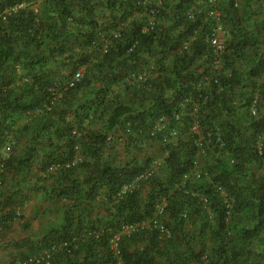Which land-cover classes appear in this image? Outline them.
I'll return each instance as SVG.
<instances>
[{
    "label": "trees",
    "instance_id": "16d2710c",
    "mask_svg": "<svg viewBox=\"0 0 264 264\" xmlns=\"http://www.w3.org/2000/svg\"><path fill=\"white\" fill-rule=\"evenodd\" d=\"M235 1L221 2L229 37L216 77L202 16H187L198 0H162L150 32L139 0H0V233L15 221L29 231L2 242L13 256L6 264H264V4ZM81 67L80 81L64 90ZM145 67L154 76L134 83ZM161 118L166 127L150 139ZM147 141L167 156L121 193L154 158ZM77 145L82 162L49 172ZM35 195L53 207L33 232L22 212ZM151 220L169 237L152 225L124 232Z\"/></svg>",
    "mask_w": 264,
    "mask_h": 264
},
{
    "label": "built area",
    "instance_id": "2783aa9c",
    "mask_svg": "<svg viewBox=\"0 0 264 264\" xmlns=\"http://www.w3.org/2000/svg\"><path fill=\"white\" fill-rule=\"evenodd\" d=\"M35 1H41V0H35ZM220 2V0H207V1H199L197 2L196 5L192 6L188 11H187V16L189 18V20L192 21H196L198 19V16L201 15L202 16V24H204L207 28V32L205 34V40L207 41V43L210 45L212 52L214 54V61L212 63V68L215 70V76L217 77L218 75L221 74V66L222 63L220 61V58H222V55L226 52L227 50V41H228V37H227V30L225 28L224 22H223V14L222 12L217 8L218 3ZM140 5L144 6L146 8L143 16L145 17L146 21L144 23V27H143V32H150L151 30H153L158 22V12L159 9L162 5V0H139ZM24 6L23 4H20L19 6L11 9V10H16L19 7ZM10 13V10H6L1 14V18L4 20L5 19V15ZM200 17V16H199ZM199 29H196L192 32V36H190L188 38L187 41L184 42L183 48H188V45L195 41L196 39V35L198 33V31L201 29V25L198 26ZM112 35L115 37L117 36V32H113ZM101 38L104 42V47L101 49V52L105 53L106 52V48L105 45H107V40L104 37L103 34H101ZM152 68V67H151ZM83 70L84 68H80L79 70H77L73 76H71V78L66 81V83L64 84V90L71 88L73 86L76 85V83H78L80 81V79L82 78V74H83ZM153 75L151 74V70H142L140 72H138V74H135L133 76V82L134 83H138L139 85L145 84V82L148 80V78L152 77ZM52 91V90H51ZM60 93L58 94L57 92H54L53 96H55L54 100L58 97H60ZM259 95L256 94V96L254 97V100L252 102V112L253 114H255L256 112V108H257V104H258V97ZM53 104V101L51 102V105ZM193 110H198V105L193 106ZM166 127V124H164V119L161 118L160 120L157 121V123L152 127L148 129V135L150 138H153L156 136V132H160L163 131L164 128ZM192 131L193 132H198L199 131V126H198V122L196 119H194L193 125H192ZM127 132H130V129H127ZM81 130L79 129H75L72 131V134L75 135L76 137H80L81 136ZM176 134L175 131L171 132V136H174ZM202 138H197L196 140V146L198 147V151H197V157L199 158V156L203 153V147H202V142H201ZM220 139L218 138V141ZM169 142V139L167 136H164V138L160 141V144L163 146L166 143ZM208 143V142H207ZM144 146L147 147V144L144 143ZM165 156H167V152L165 151L164 153ZM83 161V156L80 154L79 152V147L78 145L75 146V153L74 156L72 157V159L70 161H66V163H64L63 165L56 162L51 164L49 171H55L58 170L61 167H73L75 165H77L78 163ZM162 158H153L148 167L138 175V177L134 180V182L130 185L124 186L123 190L121 193H124L125 191L131 190L133 188L138 187L139 183L143 180L148 179L149 177H151L152 174H155L158 172V170L160 169V166L162 165ZM195 165H196V175L197 177L200 176V172L203 171L201 169L200 166V160L196 159L195 160ZM217 191L220 193L222 199L224 200V202H227V194L225 192V190L223 189L222 186H216ZM198 197H200L201 200H203L204 202H206V198L205 196H200L197 195ZM165 204H163V206H160L158 208V213H160L163 209ZM230 204L228 203V206ZM231 206V205H230ZM150 225L154 226L160 233L162 238H167L170 235L169 230L164 226V224H162V222H157L156 220H151V221H144L142 223L139 224H132V225H127L124 228V232L125 233H130V232H135L138 228H148ZM118 240H119V235H116L114 238H112L111 242L113 244V246L116 248L117 244H118ZM29 262L31 263H36L39 262L38 258H30Z\"/></svg>",
    "mask_w": 264,
    "mask_h": 264
},
{
    "label": "rangeland",
    "instance_id": "374dc122",
    "mask_svg": "<svg viewBox=\"0 0 264 264\" xmlns=\"http://www.w3.org/2000/svg\"><path fill=\"white\" fill-rule=\"evenodd\" d=\"M146 150L150 152L152 157L161 156L160 148L157 145L149 146ZM31 211L34 210L31 209V207L27 206L25 210V215L27 218L30 219V222L33 223V226L38 228L40 224L44 223L45 215L44 213H38L37 215L34 212H32L33 215L32 213L31 215H29ZM21 231L23 230L20 228V222L15 221L14 223H12V226L8 231L0 233V263L1 264H6L13 257L10 255L11 251L2 246V242L6 240L7 242L19 240L20 238H22ZM13 252L15 253V256H18V253H20V249H13Z\"/></svg>",
    "mask_w": 264,
    "mask_h": 264
},
{
    "label": "crops",
    "instance_id": "0c3cea01",
    "mask_svg": "<svg viewBox=\"0 0 264 264\" xmlns=\"http://www.w3.org/2000/svg\"><path fill=\"white\" fill-rule=\"evenodd\" d=\"M253 8L255 7V0H253ZM262 4H264V0H262ZM222 6V4H220V7ZM222 8V7H221ZM223 9V8H222ZM257 16V13H251V16H250V18H249V24L246 26V28H247V30H252L253 29V26H252V22L254 21V19H256L255 17ZM263 104H264V101L262 102ZM94 127H98V125H92L91 126V129H93ZM123 149H125V147H124V145H119V144H116L115 145V150H117L119 153H122L123 152ZM36 170V169H35ZM40 173V175H42V176H45L44 174H42L41 172H39ZM27 206H29V207H31V209H33L34 211H31L30 213H29V215H31V213L32 212H34L35 214H37L38 215V212H37V210H40V212L41 213H44V215H45V211H47V210H52V205H51V203H48V202H45V200H43L42 202H40L39 201V199H38V197H36V195L34 196V198L32 199V200H30L29 202H27L26 204H25V207H24V210H23V212H22V215H23V217H24V219L26 220V222L29 224V226H30V229L33 231V232H35V231H39L38 229H39V227L42 225V224H40L39 225V227L38 228H36L35 226H33V223H31L30 222V219L29 218H27L26 217V215H25V210H26V208H27ZM36 208H38V209H36ZM56 213H58V212H56ZM32 215H33V213H32ZM46 218V217H45ZM44 218V219H45ZM17 222H21L20 223V228L22 229V221H17ZM44 223H46L45 221H44ZM44 223H43V225H44ZM46 226H44V228H45ZM43 228V229H44ZM23 230V229H22ZM22 232V237H27V235L29 234V231L28 230H23V231H21Z\"/></svg>",
    "mask_w": 264,
    "mask_h": 264
},
{
    "label": "clouds",
    "instance_id": "9594fccd",
    "mask_svg": "<svg viewBox=\"0 0 264 264\" xmlns=\"http://www.w3.org/2000/svg\"><path fill=\"white\" fill-rule=\"evenodd\" d=\"M199 1H207V0H198V2ZM221 2H222V0H220V2L218 3V5H217V8L222 12V10L220 9L221 7H220V4H221ZM238 5V1L236 0L235 1V6H237ZM223 14V13H222ZM223 22H224V15H223ZM224 25H225V28H226V30H227V37H229V30H228V28H227V25L224 23ZM82 68V67H81ZM83 68H85V67H83ZM148 69H150L151 70V74L154 76V73H153V68H151V67H145L143 70H148ZM79 70V69H78ZM83 72H84V70H83ZM152 76V77H153ZM151 78V77H150ZM255 96H256V94H255ZM254 96V97H255ZM181 116L182 115H179V120L181 119ZM69 119V118H68ZM67 119V120H68ZM194 119H196L197 120V122H198V119H197V117L194 115ZM193 122H194V120H193ZM193 125V124H192ZM198 126H199V123H198ZM75 129H77V128H74L73 130H75ZM130 129V128H129ZM191 130H192V127H191ZM176 132V134L174 135V136H176L177 135V131H175ZM199 132V131H198ZM198 132H196V133H198ZM73 135V134H72ZM149 136V135H148ZM150 138V137H149ZM150 139H152V138H150ZM124 142V141H123ZM123 142H121V143H118L119 145H123ZM202 142V141H201ZM144 143H146L147 144V147H145L144 146ZM143 143V147L144 148H148L149 147V141H147V142H144ZM8 150V149H7ZM164 153H165V151H163V153H161V156H157V157H154V158H162L163 159V161H162V164H163V162H164V159H165V155H164ZM203 153H204V150H203ZM6 158V157H5ZM56 163V162H55ZM53 164V163H52ZM51 166V165H50ZM50 166L48 167V170H49V168H50ZM162 166V165H161ZM0 167H2L1 165H0ZM56 171V170H55ZM50 172V171H49ZM52 172H54V171H52ZM230 200V199H229ZM232 204V201L230 200V205Z\"/></svg>",
    "mask_w": 264,
    "mask_h": 264
}]
</instances>
